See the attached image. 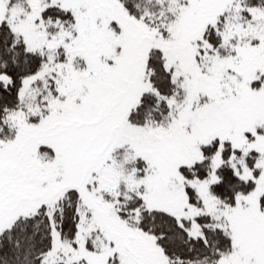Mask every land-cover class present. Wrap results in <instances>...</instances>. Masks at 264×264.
Here are the masks:
<instances>
[{
	"label": "snow or ice",
	"instance_id": "6c2138e0",
	"mask_svg": "<svg viewBox=\"0 0 264 264\" xmlns=\"http://www.w3.org/2000/svg\"><path fill=\"white\" fill-rule=\"evenodd\" d=\"M0 264H264V0H0Z\"/></svg>",
	"mask_w": 264,
	"mask_h": 264
}]
</instances>
